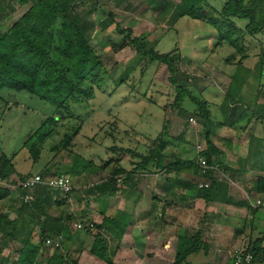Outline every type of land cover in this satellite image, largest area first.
<instances>
[{
	"label": "rangeland",
	"instance_id": "rangeland-1",
	"mask_svg": "<svg viewBox=\"0 0 264 264\" xmlns=\"http://www.w3.org/2000/svg\"><path fill=\"white\" fill-rule=\"evenodd\" d=\"M76 1L73 11L81 19L80 26L84 28L82 35L104 67L99 87L94 88L92 99L84 103L70 102L69 113L56 110L50 102L26 91L0 90V158L3 154L8 158L15 154L14 162L18 168L17 171L25 172L29 163L24 159L29 156V148L33 146L40 150L41 164L52 161L51 164L60 165L63 168L70 167L74 165L78 156L79 164L76 169L86 170L85 172L74 178L70 173L65 174L60 170L62 175L71 179L73 191L69 194L73 196L72 201L66 203L69 194L63 196L57 192L55 199L60 203L59 206L63 207L61 210L64 213L72 212L74 217L83 218V221L73 224L76 239L84 237L81 241L85 244L82 248L83 252L78 251L76 254L77 251L72 250L74 246L70 250L76 259V264H104L87 256L89 244L96 230L92 229L87 237L76 229V225L84 221H90L95 225L101 221L98 215V203L93 197L87 198L85 191L100 180L117 173L114 162L118 163L117 166L122 171L117 174L120 177L117 179L122 181L133 169L135 163H139L140 159L136 157H146L150 151H155L160 144L159 140H165V157L168 161L173 162L176 159L190 163L196 161L199 157L198 153L203 150V144H197L195 136L203 133L199 126L200 117L195 114L197 107L186 98L187 96L180 104L182 110L175 107L177 88L179 91L182 86L194 98L209 101L208 94L217 92V88L211 85L207 92L201 94L199 91L201 83H198V80L203 79L202 74L210 73V67L221 64L218 59L228 58L225 54L229 50L226 48L220 53L217 51L218 53L212 54L211 35H214L216 31L204 23L188 26L185 22H180L178 32L167 31L168 20L164 23L159 22L157 15L160 10L155 4H148L146 0ZM157 1L162 3L167 0ZM30 5V2L20 6L16 0H0V14H9L1 19L0 31L8 30L26 13ZM4 19L6 20L3 21ZM116 24L119 29H116ZM127 30L132 32V37H143L142 42L145 45L156 42L154 51L158 54L176 55L179 62L174 64L175 83L173 85L168 82L169 76L164 65L150 62L136 53L132 47L127 46L125 39ZM232 37L235 39L237 35ZM256 73H251L249 81L242 88L241 81H234L229 91L230 95L237 94L244 100L250 97L257 85ZM241 74L243 76V73ZM241 74L236 72L235 75ZM262 81L264 82V78ZM220 98L221 96L219 100ZM208 110L216 118L217 114H220L211 104ZM47 119L55 122H46ZM75 131L77 134L71 140L69 151L55 153L53 149L64 135H70ZM162 132L166 137L160 135ZM190 132L193 138L185 136V134L190 135ZM112 148H116L117 151H111ZM195 148L198 152L194 159ZM135 160L137 162H134ZM38 163L40 164V161ZM213 164L219 165L216 162ZM36 170L37 167H34L32 172ZM157 173L164 175L161 171ZM157 173L155 175H158ZM223 180L230 181L224 172L221 177V181ZM125 195H129L128 189L123 196ZM125 209L130 210L129 203L125 204ZM132 219H137V221L134 220L135 224H145L147 221L140 216ZM156 219H158L157 216ZM190 219L186 226L188 237L196 233L199 225L197 221L195 223L194 217ZM180 230L179 232L183 234L185 229ZM248 230L250 235L245 236L233 246H224L215 240L209 242L210 233H205L202 243L208 246L207 254L205 255L201 250L191 255L187 262L189 264H227L234 248L242 244L252 248L255 241L264 237L262 234L263 236L256 238L259 234L254 230L251 231L250 228ZM176 231L178 230L175 229L173 233ZM104 236L112 250L114 245L111 236L108 234ZM126 241L125 247H122L114 258L116 264H142L143 259L139 260L140 249L132 247L130 254L129 241ZM17 247L18 245L11 243L10 247L2 248L1 254L4 257L10 256L11 262L15 261ZM70 247L68 245V249ZM168 260V263H171L172 257Z\"/></svg>",
	"mask_w": 264,
	"mask_h": 264
},
{
	"label": "trees",
	"instance_id": "trees-1",
	"mask_svg": "<svg viewBox=\"0 0 264 264\" xmlns=\"http://www.w3.org/2000/svg\"><path fill=\"white\" fill-rule=\"evenodd\" d=\"M146 1L148 4H155L160 10L157 15L159 22L164 23L168 17L167 25L172 26L178 18L187 17L210 25L219 34V43L227 42L237 52L241 51L242 43L239 37L231 38L234 32L238 31L231 19L247 20L245 33L249 36H255L264 28V0H228L219 11L209 7L208 0H180L176 6L170 0L162 1V3L157 0ZM16 2L20 6L28 2L31 5L5 33L0 31V90L26 91L50 102L56 110H61L63 113L70 112V102L84 103L92 99L94 88L99 87L102 80L104 67L82 35L84 28L80 26L81 19L73 11L77 1L16 0ZM6 16L1 13L0 21ZM116 29H119L117 24ZM125 34L127 46L132 47L136 53L150 62H157L166 67L168 82L173 85L175 83L174 64L179 62L176 55L172 53L160 55L154 51L156 42L145 45L142 42L143 37H132L130 30L125 31ZM177 94L175 98L177 109L182 110L180 104L187 96L186 98L197 107L198 115H201L204 121L206 120L209 114L207 102L194 98L182 86L179 91L177 88ZM46 122L54 121L47 119ZM76 134L77 131L70 135L65 134L54 150L65 151L70 148L71 140ZM160 135L165 136L163 132ZM159 142L156 150L151 152V158L157 162L162 161V152L166 146L165 141L159 140ZM206 143L207 151L214 150L208 141ZM29 151L33 162H36L40 156V150L33 146L29 148ZM207 151L200 152L199 156L213 164L214 159L208 155ZM77 159L78 156L69 171L71 176L81 170L76 169L79 164ZM192 164L199 172L196 161ZM12 172L13 165L10 160H7L0 172V179L6 180ZM125 178L127 185L131 181L130 175L127 174ZM215 182H212L207 189H198L195 185L205 201L210 199L208 196ZM116 183V180L111 177L101 184L97 183L88 187L85 191L87 198L93 197L96 200L95 202L99 205L98 214L102 216L101 222L97 225L90 221L80 223L84 226V233L89 234L92 231L89 225L96 230L89 250L90 256L104 264H116L114 258L120 249L125 247L126 240L129 241L130 254L132 247L140 249L139 260L143 259L142 264H188L187 260L191 255L201 250L207 253L208 246L201 243L198 232L189 238L170 240L169 243L161 235L149 230L146 224H134L131 216L125 212H120L113 217L106 216L102 204L105 203V199L115 195ZM49 193L56 194L55 191L46 187L41 188L39 194L44 196V201L39 209L40 203L32 202V199L28 203L22 202L24 194L22 191V194L19 193L18 198L13 200L16 203V218L9 221L0 214V236L8 237L19 244L15 250L17 259L11 262L10 256L4 257L1 254L6 243L0 238V264H76V259L70 251L73 245V224L83 218L70 217L64 225H58L59 219L54 220L46 216ZM6 198H9V192L7 189H0V209L4 207L2 203ZM10 203L13 202L10 201ZM40 216H44V221H40ZM104 233L111 236L114 245L112 250ZM35 235L39 237L38 242H35ZM59 237L61 238L60 247L45 245L46 239L56 240ZM262 239L255 241L250 248L254 256L253 264L264 258V249L261 248ZM68 245L71 246L70 249ZM170 257L172 262L168 263Z\"/></svg>",
	"mask_w": 264,
	"mask_h": 264
},
{
	"label": "crops",
	"instance_id": "crops-1",
	"mask_svg": "<svg viewBox=\"0 0 264 264\" xmlns=\"http://www.w3.org/2000/svg\"><path fill=\"white\" fill-rule=\"evenodd\" d=\"M227 1L208 0L207 4L215 11H219ZM170 2L176 6L180 0H170ZM166 20L169 22L168 17ZM231 21L238 30L233 35H237L241 39V51L237 52L227 42L219 43V34L217 32L211 35L213 41L212 54L214 55L217 51L220 53L228 48L229 51H225L227 53L225 57L228 58L218 59L221 64L210 67L211 71L209 74L206 72L201 75L208 82L203 79L198 80V83H201L199 85L201 94L207 92L206 90L210 89L211 85L217 88V92L208 94L210 100H207V104H209L208 107L211 104L214 108H217L220 114H217L216 118L208 110L209 114L205 121L199 115L201 121L199 126L202 128L203 133L195 135L193 132L196 136V143L203 144L201 152L207 151V141L213 146L214 150L208 149L207 153L214 159V162L219 164V167L228 175L230 181L215 180L216 182L211 188V194L208 196L210 199L205 201L195 187L204 179L197 172L192 162L178 159L173 160V162L168 161L165 157V148L162 152V161L157 162L151 158L152 151H150V154L146 157L137 155L138 157L136 158L140 160L139 163H135L133 169L128 173L131 181L127 185L125 182L126 178L123 179L124 181L117 179L120 178L117 175L119 174L118 172L122 173V171L117 166L118 163H113L116 167L115 171L118 172L108 178L113 177L116 180L117 191L113 197L104 198L105 203L104 205L102 204V208L106 216L113 217L120 212H125L131 216V219L139 216L143 219L145 218L147 219L145 224L148 229L161 235L168 242L170 240L189 238L186 226L191 221V217H194L195 223L196 221L197 224L199 223L196 232L200 233L201 243L205 233H210L211 239H209V242L215 240L224 246L237 245L245 236L250 235L249 228L259 234L256 238L264 235V82L262 81V78H264V66H262V64L264 65V28L255 36H249L245 33L247 20L233 18ZM180 22H185L188 26L202 23L187 17H181L173 22L172 26L168 25L167 31L175 30L178 32ZM5 32L1 31V33ZM236 72L243 73V76L242 74L235 75ZM252 72H257V85L251 96L246 100L237 94L231 96L229 91L234 81H241L242 88L249 81ZM219 96H221L220 100ZM195 112V114H198L197 108ZM199 132L201 131L199 130ZM185 136L194 137L191 132L190 135L185 134ZM184 140L187 141V139ZM53 151L57 152L54 149ZM65 151H69V148ZM111 151H117V149L112 148ZM194 151L195 159L198 151H196V148ZM145 158L146 160L144 161ZM14 159L15 154L9 158L3 154L0 158V161L4 160L5 163L10 160L13 165V172L9 177L6 180L0 179V185L3 186L4 184L3 187L0 186V189H7L9 192V198L3 200L2 204L5 207L0 211V214L9 221H13L16 218V203L13 200L18 198L19 193L22 194V191L13 188L16 178L30 175H41L45 178L67 177L62 175L61 171L67 174L73 166L63 168L60 165L51 164L52 161L47 164L45 162L41 164L40 156L36 162H33L29 153V156L24 159V161L29 163L26 171L18 172ZM2 161L0 162V172L5 165V163L2 165ZM39 161L40 164L38 163ZM134 162L137 161L135 160ZM34 167H37V170L33 173L32 169ZM149 167L150 169H148ZM159 171L163 172L164 175L158 174L157 172ZM83 172H85L83 169L78 170V173L74 176L72 175V177L77 178ZM156 173L158 175H155ZM105 180H100L98 184ZM41 188L45 187L41 186L29 192L30 201L32 199V202L40 203L39 209H41V204L44 201V196L39 194ZM127 189L129 195L123 196ZM49 194L48 208L45 210L46 216L48 215L54 220L59 219L57 224L60 226L64 225L68 218L74 217L73 213H64L61 210L63 207L59 206L60 203L55 199V193ZM71 198L73 199L72 194L69 195L66 203L71 202ZM10 201L13 203H10ZM257 201L260 202V205L254 208ZM127 203L130 204L129 211L125 209V204ZM60 210L62 211L61 213ZM98 215L102 220V216ZM156 216L158 219H156ZM40 217V221H44V216ZM134 220L137 221V219ZM134 220L132 219L135 224ZM136 225H143V223ZM175 229L178 231L173 233ZM180 229H185L183 234L179 232L181 231ZM72 234V247L74 246L72 250L83 252L84 249L82 250V248H84L85 244L81 239L83 240L84 237L81 236V239H76L77 236L74 230ZM84 234L88 237V233ZM0 238L6 243V247L3 249L10 247L11 243L19 246L17 241H13L8 237L0 236ZM38 239L39 237L35 235V242H38ZM92 242L93 238L89 244L87 256L95 261L96 258L93 259L94 257L92 258L89 254ZM205 243L209 244L208 242ZM261 248L264 249V239L261 243ZM227 264H231V258ZM255 264H264V258Z\"/></svg>",
	"mask_w": 264,
	"mask_h": 264
},
{
	"label": "built area",
	"instance_id": "built-area-1",
	"mask_svg": "<svg viewBox=\"0 0 264 264\" xmlns=\"http://www.w3.org/2000/svg\"><path fill=\"white\" fill-rule=\"evenodd\" d=\"M192 122V120L190 119ZM196 165L199 169V174L203 177V181L197 184L198 189H207L210 187L212 181H221L223 177V170L219 165H214L208 163L204 158L198 157L196 160ZM4 185V184H3ZM8 187V185H6ZM46 187L52 191L60 193L65 196L72 191V184L69 178L64 176L59 177H49L45 178L41 175H30L18 177L14 180V189H21L24 194L22 196V202L28 203L30 201L29 192L38 188ZM260 205V202L257 201L254 205V208ZM89 228L92 230V225H89ZM78 232L84 231V226L82 224L76 225ZM61 238L59 237L56 240L46 239L45 245L51 246L54 248L60 247ZM254 256L251 253L250 248L247 245H240L234 248L231 256V264H253Z\"/></svg>",
	"mask_w": 264,
	"mask_h": 264
},
{
	"label": "water",
	"instance_id": "water-1",
	"mask_svg": "<svg viewBox=\"0 0 264 264\" xmlns=\"http://www.w3.org/2000/svg\"><path fill=\"white\" fill-rule=\"evenodd\" d=\"M59 113L61 114V111H59Z\"/></svg>",
	"mask_w": 264,
	"mask_h": 264
}]
</instances>
